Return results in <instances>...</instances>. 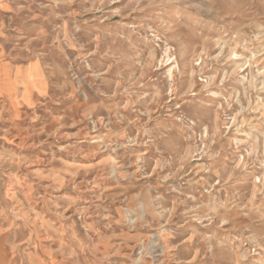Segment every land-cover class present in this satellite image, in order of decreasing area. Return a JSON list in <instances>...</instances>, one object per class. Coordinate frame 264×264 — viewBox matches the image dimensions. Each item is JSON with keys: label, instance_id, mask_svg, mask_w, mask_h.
<instances>
[{"label": "rangeland", "instance_id": "rangeland-1", "mask_svg": "<svg viewBox=\"0 0 264 264\" xmlns=\"http://www.w3.org/2000/svg\"><path fill=\"white\" fill-rule=\"evenodd\" d=\"M0 264H264V0H0Z\"/></svg>", "mask_w": 264, "mask_h": 264}]
</instances>
